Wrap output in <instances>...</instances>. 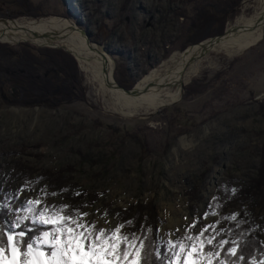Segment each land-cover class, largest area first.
I'll return each instance as SVG.
<instances>
[{
    "label": "rangeland",
    "instance_id": "1",
    "mask_svg": "<svg viewBox=\"0 0 264 264\" xmlns=\"http://www.w3.org/2000/svg\"><path fill=\"white\" fill-rule=\"evenodd\" d=\"M238 1L0 0V20L70 21L104 48L116 83L131 91L152 71L165 70L175 54L199 44L202 32L208 35L201 41L220 36L260 3L241 0L232 10ZM201 21L210 27L200 34ZM5 46L15 49L14 59ZM33 49L72 58L81 84L75 96L81 97L55 109L24 107L16 103L22 93L2 91L0 82V208L9 210L7 219L25 199L39 197L89 213L85 219L97 227L114 228L126 223L119 210L142 203L168 241L188 245V236L214 225L200 238L205 242L249 218L264 244V200L252 195L264 192V34L238 56L209 55L177 103L132 117L120 114L109 97L95 95L64 48L0 42V67L19 72L20 54L38 62ZM41 189L56 195L45 198ZM69 191L96 194L99 201L73 205Z\"/></svg>",
    "mask_w": 264,
    "mask_h": 264
},
{
    "label": "snow or ice",
    "instance_id": "2",
    "mask_svg": "<svg viewBox=\"0 0 264 264\" xmlns=\"http://www.w3.org/2000/svg\"><path fill=\"white\" fill-rule=\"evenodd\" d=\"M41 193L45 198L56 195L43 189ZM69 207L46 204L39 197L25 199L19 206L18 213L3 221L6 227L0 228V264H165V261L167 264H202L204 259L207 264H213L224 245L230 244L226 253L232 256L237 254L239 247L238 241L230 243L223 239L214 245L215 237L209 236L207 245L213 247L204 252L205 244L200 238L214 225L201 227L194 236L187 237L192 243L185 245L179 240H166L160 235L159 227L151 238V227H142L139 234L123 233L124 224H118L114 228L97 227L95 220L89 222L85 219L89 213L81 212L79 208H72L69 212ZM103 215L106 216L107 212ZM29 221L33 226L51 227L43 231L35 227L30 229ZM195 223L194 218L193 224L186 231H190ZM127 224L132 225V221ZM197 241L200 242L196 243ZM158 242L166 245L169 255L161 257ZM154 247L157 250L153 254ZM240 258L243 259L242 256Z\"/></svg>",
    "mask_w": 264,
    "mask_h": 264
},
{
    "label": "bare ground",
    "instance_id": "3",
    "mask_svg": "<svg viewBox=\"0 0 264 264\" xmlns=\"http://www.w3.org/2000/svg\"><path fill=\"white\" fill-rule=\"evenodd\" d=\"M81 30L59 17L35 21L0 20V42L66 49L77 59L95 95L103 99L109 97L120 114L132 117L177 103L183 87L199 74L209 55L224 54L232 58L257 46L264 34V0H260L253 14L241 16L230 25L221 39L212 38L175 54L165 70L152 71L130 92L117 86L112 58L103 47L90 41L89 33Z\"/></svg>",
    "mask_w": 264,
    "mask_h": 264
},
{
    "label": "trees",
    "instance_id": "4",
    "mask_svg": "<svg viewBox=\"0 0 264 264\" xmlns=\"http://www.w3.org/2000/svg\"><path fill=\"white\" fill-rule=\"evenodd\" d=\"M241 1V0H239ZM232 8L235 10L237 5ZM226 18L223 19L221 28L215 34H222L223 26L225 25ZM208 21V20H207ZM204 23L201 21V28L198 31L200 34L204 28H209V23ZM202 29V30H201ZM206 33L199 35L197 42L201 43L207 38ZM201 41V42H200ZM4 51L10 55L11 58H15L17 55L13 53L14 48L5 46L1 47ZM38 53L39 61L34 62L22 58L20 62L22 63V69L19 72H13L8 68L0 67V82H2V91L9 88H15L22 93L21 98H19L16 103L19 106L31 107V106H46L51 109L59 107L64 102H72L78 100L79 97L77 91H81L80 82L78 81V72L76 68L75 61L70 58L68 55L62 51H53V50H36ZM32 53V52H31ZM264 171V168L261 172ZM256 195L264 200V192L258 189L257 193L252 194ZM69 199L71 204L83 203L87 199L88 205H95L99 201V196L94 194H86L85 192L74 193L69 191ZM253 200V199H251ZM264 203V202H263ZM256 204V202H254ZM82 208H85V205H82ZM112 212V210H110ZM150 211V216L148 215L145 219L144 215L146 212ZM118 214L123 216L125 220L126 230L128 234L137 232L143 228H152V233L149 234L150 238L155 235L156 232V214L152 212L149 208L142 204L138 203L135 206H130L126 211L119 210ZM9 215V210L0 208V228L6 227L3 224V221L7 219ZM132 221V225H128L127 222ZM29 228L33 227L39 228L41 231L49 227H41L38 225L33 226L31 222H28ZM51 227V226H50ZM254 226L249 218L243 220V222L229 223L226 230L223 234H218L213 241L215 245L219 240H227L230 243L232 241H238L239 247L237 248V254L232 256L226 253V249L230 246L224 245L223 249L220 251V256L216 257L213 260V264H264V244L260 239V236L253 232ZM19 231V229H17ZM205 247L204 252H207L209 247L212 245H207V241L204 242ZM159 251L161 257L168 255L166 247H160L158 242ZM156 247L152 249L153 254L156 251ZM243 257L241 259L240 257ZM155 258V257H154ZM167 264V261H165Z\"/></svg>",
    "mask_w": 264,
    "mask_h": 264
},
{
    "label": "water",
    "instance_id": "5",
    "mask_svg": "<svg viewBox=\"0 0 264 264\" xmlns=\"http://www.w3.org/2000/svg\"><path fill=\"white\" fill-rule=\"evenodd\" d=\"M2 21H6V20H2ZM81 31H82L83 33H86V32L83 31V30H81ZM226 32H227V31H225L224 34H225ZM224 34H222V35H220V36H217V37H215V38H213V39H215V40L218 41L219 39H221V38L223 37ZM262 38H263V37H262ZM117 86H118L119 88H121L122 90H124L125 92H130V90H126V89H124L123 87H121V86L118 85V84H117Z\"/></svg>",
    "mask_w": 264,
    "mask_h": 264
}]
</instances>
